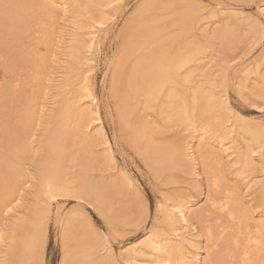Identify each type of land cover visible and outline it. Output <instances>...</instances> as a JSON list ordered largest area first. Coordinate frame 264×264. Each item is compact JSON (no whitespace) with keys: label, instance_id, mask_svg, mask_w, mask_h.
I'll return each instance as SVG.
<instances>
[{"label":"bare ground","instance_id":"1","mask_svg":"<svg viewBox=\"0 0 264 264\" xmlns=\"http://www.w3.org/2000/svg\"><path fill=\"white\" fill-rule=\"evenodd\" d=\"M157 1L135 7L107 55L103 38L122 0H0V18L10 21V65L0 68V264H45L52 219L59 264H264V181L241 188L239 179L263 164L264 122L242 121L227 93L228 62L246 59L264 23L236 4L251 0L220 5L211 24L195 0ZM56 7L73 24L55 77L46 59ZM259 7L264 16V1ZM158 8L179 16L172 27L150 15ZM211 34L222 44L216 71L198 78L191 65ZM234 64L230 87L264 95V52ZM190 128L200 131L196 139ZM236 140L241 167L226 172L222 153H234L227 143ZM132 169L155 195L152 216ZM75 199L49 215L60 200ZM138 229L140 241L113 251L111 240ZM143 250L150 263L140 259Z\"/></svg>","mask_w":264,"mask_h":264},{"label":"rangeland","instance_id":"2","mask_svg":"<svg viewBox=\"0 0 264 264\" xmlns=\"http://www.w3.org/2000/svg\"><path fill=\"white\" fill-rule=\"evenodd\" d=\"M147 0H122V8L119 9L118 13L112 17L109 20V23L112 25V30L111 33L109 32V35L111 34V36H107L106 38H103V44H107L106 46H104V50L103 52L107 55H110V51L108 48V44H118V39L115 36V33L118 32L119 28L121 27L124 19L126 17H128L135 9V7L138 4H144ZM159 1V0H158ZM156 2L155 6L160 7V3ZM187 1V0H186ZM189 1V0H188ZM197 3H199L202 8H201V12L205 14V17L203 19V21L206 20H210V24L213 21H216L220 18L221 16V12H220V5H225L227 3L230 4H235L234 1L232 0H195ZM257 2H255V0H251L250 2H237L236 4H238L239 6H241L243 13L245 14H254L255 15H259L258 19H260L261 21H263L264 23V16H262L261 11H260V4L262 1L264 0H256ZM44 2V1H43ZM124 2V3H123ZM254 2V3H253ZM260 2V3H259ZM248 3V4H247ZM250 3V4H249ZM257 3V5H256ZM36 7V6H35ZM57 8V7H56ZM27 6H25L23 8L22 11L26 10ZM180 10V9H178ZM56 11H58L57 13H59L60 15L57 16V23H55V27H54V32L57 33V37L55 39H51L49 44L52 45V52H51V57H47L46 61L48 62V64L51 66V68L54 69V71L56 70V74L55 77L58 76L57 74H59V71L62 69L61 64H63L62 59L65 57V49L67 46V42H68V38L70 36L71 30H70V26L71 23L70 21H67V16H65V13H63L64 15H61V12H59V9L57 8ZM35 14L37 13L36 11H34ZM152 14L150 15H158L161 17V19L164 20V22L166 23V25L169 27H172V23H175V21H177V17H179L176 13H168L167 11H165V9L159 8L156 10V12L151 11ZM208 12H214L212 13L211 17H207V13ZM1 19V18H0ZM1 23H0V53H2L4 51V49L6 50V54L5 57H0V68L3 67L2 63H7L10 65V51L8 52V45L10 46V44H7L8 40H10V21H4L1 19ZM32 21V19H31ZM27 23H31L30 21L27 20ZM1 34H3L5 36V38L7 37V41L6 43L3 42L4 40V36H2ZM236 34L239 36V34H243V30L242 28L238 27ZM9 35V36H7ZM212 38V42L205 39V44L204 45V53L202 54V56L199 59H196L194 61V64L191 65V73L195 72L198 78H205V75L209 72H213V74L216 71V58H217V52L215 51H219L221 49L222 44H219V36H215L213 34H211L210 36ZM242 36L239 37V40H241ZM261 41V42H260ZM239 43V42H238ZM256 43V42H255ZM262 43V44H261ZM226 45V44H225ZM241 45V44H238ZM250 44H247L246 46H248ZM252 47V52L248 54V58L246 57L245 60H232L229 63H227V65L230 67V69L227 70V86L229 89H227V93H228V101L229 104L232 107L233 112L237 114V116L242 119V121H247L248 123H263L264 122V104L262 102H264V100H262V98H264V95H262V93L257 90L256 92L259 93L261 96L257 97L258 101L261 102L259 105L257 104H252V100H255L254 98L256 96L255 95L256 92H252V89L249 88H245L242 84H239V88L237 86H231L229 84H231L232 80H231V73L236 69V66H234L236 62H247L250 60V58L257 56L258 54L264 52V36L263 38H261L259 40V42L257 43V47L255 46V44L253 45L251 43L250 45ZM262 46V47H261ZM111 50V49H110ZM41 52L44 53V49H41ZM253 53V54H252ZM251 55V57H250ZM224 56V54H223ZM98 59L97 63L99 64L98 67V72H97V81H96V86L98 89H100V81H101V77H102V72L104 71V66H103V61L106 58L105 55H103V53H99L98 56L96 57ZM226 58V57H225ZM249 59V60H248ZM231 60L228 58V61ZM263 60V58H261V61ZM231 63V64H230ZM9 70V69H8ZM231 71V72H230ZM252 77V76H251ZM240 78V77H239ZM240 81H242V79H239ZM53 82V81H52ZM242 86V87H241ZM234 88V89H233ZM240 90L239 93L237 90ZM243 89V91H242ZM246 91L249 92V95L247 97V94L245 93ZM244 92V93H243ZM241 93V94H240ZM256 93V94H257ZM253 94V95H252ZM260 98V100H259ZM43 101V100H42ZM262 106V107H261ZM193 128L188 129V131H191L192 134L194 135L193 139L197 138V135L200 133V131L197 129L196 132H194V130H192ZM224 142H226V140H223ZM237 141H231L230 143H227V146H229V151H233L234 153H232L229 156H226L227 153L223 152L222 156L223 158L221 159V162L225 164V167L227 168L228 172L229 170H233L235 171L237 168L241 167L240 162L237 161L238 159V148H241L240 145L238 148L235 147L233 144H237ZM210 142V141H209ZM238 144H241V142H239ZM213 145V144H212ZM212 147H215V145H213ZM228 152V151H227ZM254 156V155H253ZM255 160L258 159L257 155H255ZM226 157V158H224ZM263 164H261L260 162H256L254 163V167H253V172H249L247 170V175L246 174H240L239 175V179L244 177V180L241 181V188L245 186H247L248 184L246 183V181L248 180H252L251 183L248 185L250 188H252V184L255 181L258 180H262L264 181V158L262 159ZM130 173L134 174V176L136 177V179L140 182V185L145 189L146 194L148 196V199L150 201V215L152 216L154 208H155V198H154V193L151 191L150 185H148L147 181H145V179L137 177V172H135L133 169L132 171H129ZM233 173H229V179H230V183H233L235 185H238L237 182H234L233 180ZM141 180V181H140ZM255 180V181H254ZM144 181V182H142ZM240 182V181H239ZM253 182V183H252ZM59 206L60 208H57V205L54 204L51 206L50 209V213L49 215L53 218L54 215L56 214L57 210L59 209V211H66L67 209H69L70 207H73L74 205H76V199L75 200H60L59 201ZM88 207V206H87ZM86 210H88L89 212H91L92 214H95V212L91 209V207L86 208ZM86 211V212H88ZM100 221L98 222L97 226L98 229H102V231L107 234V231L104 229L105 227L103 226V222L101 217ZM99 220V219H98ZM143 226L148 227L149 224H144ZM139 230V229H138ZM135 233V232H130L128 234H125L123 237H118V239L115 240H111V238H109L112 242V247H113V251L118 253L120 251H124L126 247L132 246L134 243L140 241V238L143 237V231L139 230ZM59 237V231L57 229L56 224H54L53 219L49 221V226H48V231H47V239H46V247H45V264H59L60 263V258H61V247H60V242L58 240ZM109 237V236H108ZM140 259L143 260L145 263H150L149 260V256L146 254V252L143 250V252L140 253ZM117 264H125L124 261H122L121 259H119V263ZM127 264V263H126Z\"/></svg>","mask_w":264,"mask_h":264}]
</instances>
